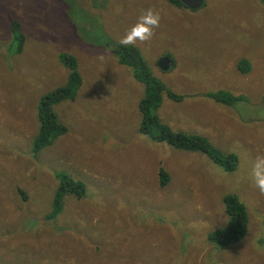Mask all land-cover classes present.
I'll use <instances>...</instances> for the list:
<instances>
[{
  "label": "rangeland",
  "instance_id": "rangeland-1",
  "mask_svg": "<svg viewBox=\"0 0 264 264\" xmlns=\"http://www.w3.org/2000/svg\"><path fill=\"white\" fill-rule=\"evenodd\" d=\"M149 8L160 27L135 46L163 87L153 113L171 130L235 154L233 171L139 130L145 85L106 42L118 43ZM14 21L24 36L19 53ZM61 55L73 58L81 84L53 107L66 132L33 152L39 99L72 71ZM219 89L239 97L208 96ZM257 156H264V0H202L195 9L168 0H0V264H264V196L247 178ZM160 166L170 175L165 188ZM58 173L82 179L86 192L66 194L48 219ZM229 193L244 205L247 226L238 242L216 246L207 236L226 226Z\"/></svg>",
  "mask_w": 264,
  "mask_h": 264
},
{
  "label": "trees",
  "instance_id": "trees-1",
  "mask_svg": "<svg viewBox=\"0 0 264 264\" xmlns=\"http://www.w3.org/2000/svg\"><path fill=\"white\" fill-rule=\"evenodd\" d=\"M168 1L178 7H182L179 0ZM10 26L13 35L12 42L15 43V52L19 53L22 49L24 36L20 33L19 23L14 21ZM106 46L112 50L111 52L118 58V62L128 67L132 71L133 77L145 85L146 90H144V95L138 101L141 114L140 131L149 134L155 140H165L177 149L204 153L214 163L221 165L226 171H233L235 169L238 161L235 154L220 152L199 135L171 130L153 113L160 105V92L163 90V87L151 76L149 66L138 47H124L112 41H107ZM60 57L62 61L65 60L69 63L72 71L67 84L39 99L37 105V117L39 121L38 133L32 139L33 152L49 145L55 137L66 132L65 125L60 122L53 107L64 99H73L81 84L73 58L69 57V55H61ZM237 66L241 73L248 72L250 68L247 58H241ZM165 93L176 101L182 100L181 96L176 95L172 91L165 90ZM208 96L222 103H230L239 97L237 94L226 89L210 92ZM241 99L240 97L238 100ZM56 178L58 179V183L53 193L52 208L47 215L48 219L54 218L61 212L63 197L66 194L80 199L86 192V186L80 178H73L64 173L56 174ZM169 181L170 175L168 171L160 166L158 169L159 186L165 188ZM222 200L228 216V222L226 226L211 231L207 236L208 240L216 246H225L238 242L244 236L248 221L246 209L236 194H225ZM97 205H102V201L98 200Z\"/></svg>",
  "mask_w": 264,
  "mask_h": 264
},
{
  "label": "clouds",
  "instance_id": "clouds-1",
  "mask_svg": "<svg viewBox=\"0 0 264 264\" xmlns=\"http://www.w3.org/2000/svg\"><path fill=\"white\" fill-rule=\"evenodd\" d=\"M160 14L149 8L142 10L137 22L119 39L121 46H135L150 42L155 29L160 27ZM251 186L264 196V156H257L250 161V172L247 177Z\"/></svg>",
  "mask_w": 264,
  "mask_h": 264
},
{
  "label": "water",
  "instance_id": "water-1",
  "mask_svg": "<svg viewBox=\"0 0 264 264\" xmlns=\"http://www.w3.org/2000/svg\"><path fill=\"white\" fill-rule=\"evenodd\" d=\"M181 2L184 5L188 6V8L190 9H195L202 5V0H181ZM168 61L169 60L166 57L160 59V61L158 62L159 67L165 70L169 65Z\"/></svg>",
  "mask_w": 264,
  "mask_h": 264
},
{
  "label": "flooded vegetation",
  "instance_id": "flooded-vegetation-1",
  "mask_svg": "<svg viewBox=\"0 0 264 264\" xmlns=\"http://www.w3.org/2000/svg\"><path fill=\"white\" fill-rule=\"evenodd\" d=\"M179 1H180V3L182 4V7H187V8H188V6L184 5V4L181 2V0H179ZM168 64L171 65V64H170V60L168 61ZM169 65H168V66H169ZM167 68H168V67H167ZM167 68H166V69H167Z\"/></svg>",
  "mask_w": 264,
  "mask_h": 264
}]
</instances>
